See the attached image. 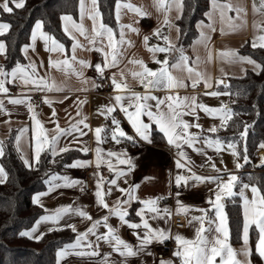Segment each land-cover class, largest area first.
Here are the masks:
<instances>
[{"label":"snow or ice","instance_id":"obj_1","mask_svg":"<svg viewBox=\"0 0 264 264\" xmlns=\"http://www.w3.org/2000/svg\"><path fill=\"white\" fill-rule=\"evenodd\" d=\"M212 10H219L220 20L223 23L228 21V27L231 30H236L240 25L233 23V18L228 16V11L235 10L237 16L241 11H245L240 7H235L231 3H219V0H211ZM26 6V0H0V10L3 13H13L15 9H22ZM153 6L157 12L163 14V21L156 28L152 29L149 34L142 36V44L152 54L151 59L158 65L157 68L152 69L147 66L143 59L130 60V63L139 65L140 71L133 72L134 78L139 80V83L144 88V92L133 91L129 85L125 82L124 73L122 70L113 71L109 75L106 70L117 68L124 57V51L127 46H132L133 42L126 38L125 30L131 31L140 35V29L133 27V24H121L120 16L121 9L127 8L129 11H133L139 18H144L149 15L141 7H137L132 3H122L121 0H116V22L119 24V35H117L112 27L103 22L102 14L97 6V0H91V11H88L85 0H79V10L81 16V22L77 23L71 15H62L61 20L64 21V33L72 40L71 57H66L63 61H53L49 56L48 66L55 65L57 68L63 66V70L71 72L82 79L83 82H87L91 78L84 76V69L91 67L97 76L101 80H108L109 87L113 92L110 94V103L106 106H102L98 111L105 118L111 119V126L101 125L94 130L90 128L87 123V115H82V105L86 103V100L81 101L78 97L73 101L76 105V116L79 119L74 120L68 127L62 128L59 126L58 121H53L55 127L51 130L46 129L44 124L37 118L38 114L34 110V106L30 103V97L28 96H13L8 97L9 103L13 105H26L28 113L32 119V141L34 144H30L32 147L33 155L28 158L21 155V160L25 167L30 170L36 169L42 161L43 153H50L53 158L60 154H67L71 149L72 142L78 145L83 144L79 137L86 136L87 132L83 129L87 128L94 133V139L97 143L94 151V161L84 159H74L70 164H65L67 168H86L95 165L96 171L94 197L95 205L98 208L105 209L106 214L94 219L92 215L86 210L87 206L62 205L52 210L50 214L49 210L44 208L41 203V197L47 196L49 193L61 187H75L81 186L83 191L82 181L76 179H69L68 176H61L53 173L47 175V179L44 183L48 185L47 192H38L32 197V202L44 208L46 214L39 216L30 229L20 231L21 237H28L34 240H41L44 236L43 232L36 234L42 223H50L52 226L48 228V231L60 230L64 227L70 228L75 233V238L70 243H65L63 247L58 248L55 253V264H61V262L70 255H75L81 258L87 257L89 259L99 257V264H117L112 260L113 253L119 255L122 261L119 264H128L129 258L138 257L147 253L149 246L155 241L163 243L167 239L173 238L171 235V229H162L159 227H153L149 220L164 219L166 222L171 219L172 212L165 206L163 209L159 207V201L163 199L162 196L141 198L137 194L141 185L139 183H129V177L136 168V162L133 157L128 155L126 148L120 150L108 149L105 150L99 145L107 142L109 137L116 145L121 143H131L133 145L147 143H153V134L158 130L163 135L167 144L170 147L176 149L175 166L177 169L187 168L189 175L177 174L175 176L174 183L177 188L186 187L189 181H194L195 184L209 183L216 185L215 199L209 197L208 203L215 210V218L209 215L207 209H198L201 213L200 216H193L188 221L189 224L192 221H197L199 226L195 230V236L192 239H188L180 233L174 235L176 250L173 252V256L178 258L180 264H253L252 257L255 255L259 261L264 262V191L256 183L251 182L252 177L249 175V183H242L240 178L230 173L225 166L224 168H218L215 162H212V158L208 157L209 167L216 172V175H198L192 171L191 167L182 161H189L187 153L184 151V145L193 148L197 153L207 155V149H213L216 154H221L223 151H228L233 157V161L236 169H240L244 164L249 162V154L247 150V137L249 126L244 124L243 131L238 133L239 139L235 136L231 139L221 138L218 135L213 138L208 133H218L220 129H227L229 121H232L233 109L225 104L223 101L216 107L208 106L207 104L198 100V94L190 96H179L174 92L176 89L185 88L188 85L185 80L191 81V87L193 89L203 81L205 89H213L212 78L206 76L205 73L197 69V65L201 62L200 57L197 55L194 60L189 63L190 57L186 54L183 45L177 47V43L174 42L169 35L163 34V28L167 26L169 31L175 28L177 33L176 41H179L181 34V28L176 25L173 20L170 19V13L175 8L177 11L176 19H182L184 3L183 0H153ZM252 10L254 13L264 14V0H259L257 5L256 0L252 2ZM92 20V33L89 37L87 30L85 29L82 21L85 16ZM212 19L213 12L210 10L204 14ZM133 23L138 24L139 19ZM11 25L6 22H0V35L8 32ZM199 31V35L193 40L190 47L193 51H196L198 46L203 45L208 51V60L211 61L212 54L208 48V44L211 41V35L206 33L203 29L208 28L211 31H215L212 23L207 25L203 21L197 22L196 25ZM254 27L258 28L264 33V26L255 24ZM43 21L37 20L31 32L32 43L25 44L21 49L25 54V59H29V48L35 52V42L37 37L44 41L46 52L49 54L53 52L63 53L65 46L54 36H50L43 30ZM224 29L221 28L223 34ZM75 33H79L81 36H85L89 40V43L95 48V50L102 54V59L91 64L89 61L79 60L75 57V50L80 47L79 41L76 39ZM156 37L162 40L164 43L150 45L149 41L152 37ZM50 42V43H49ZM252 47L264 49V34H260L253 38ZM157 53H163V60L157 57ZM175 53L176 55H173ZM6 54V45L3 40H0V55ZM5 58L6 55H5ZM217 58L227 62L228 64L236 63H248L252 65V71L259 74L264 71V64L257 63L250 56L240 55L235 49L220 50L217 53ZM79 65V67L76 66ZM40 67H44L43 61L40 62ZM173 70L185 72L187 75L185 78H179L173 74ZM243 71V69H242ZM222 76L228 74L221 68ZM246 74V72H245ZM119 75L120 79H117ZM20 81L24 86L32 85L29 91H62L63 89L49 84L47 79L39 77L37 75L36 62L29 59L27 65L17 61L10 69L3 65H0V94H7L9 88L6 84ZM223 85L224 91L220 90V86ZM93 87L99 89L100 84L93 81ZM216 90L206 91L204 95L212 97H220L222 95H230V85L225 82L223 78H217L215 80ZM164 89L167 91V95L164 98H160L152 94L153 90ZM87 91V89H84ZM63 99H68L65 96ZM149 101H155V104H150ZM56 102H63L62 100ZM43 103L48 104L50 107L53 104V100L47 96L43 98ZM117 108L123 117L126 118V122L130 125L131 133L125 130L122 126L121 119H117L114 112ZM202 111L206 116L212 118H218L219 124H212L209 128L204 129L203 125L198 123L200 116L199 112ZM0 112L7 113L4 107L3 100L0 99ZM55 109H53V116H55ZM185 116L193 117L195 121L192 122L185 119ZM147 118L145 121L144 118ZM69 120H72V116L69 114ZM83 126L81 128L80 126ZM155 125V128L153 127ZM199 129L198 132H192L190 129ZM23 131V130H21ZM73 133H77L78 136H73V140L69 141L62 147H58L61 137L65 139L71 136ZM17 151L19 149V142L21 136H16ZM197 145H202L197 147ZM260 148H264V141L260 143ZM78 151L88 153L91 149L87 146H82L77 149ZM5 155V149L3 142L0 141V157ZM114 158V161H113ZM241 160L244 162L241 163ZM55 163V159L51 161ZM224 163L223 159L220 161ZM102 164H106L110 172V177H104L100 174V167ZM260 165H264V157L260 160ZM122 166V167H121ZM203 167V165H202ZM227 175V179L224 176ZM8 173L4 166L0 164V184H3L7 180ZM153 177L144 176L143 182L149 183ZM60 181V183H57ZM122 182V183H121ZM237 183H241L239 195L243 198V218H242V239L243 245L239 250L230 244V228L227 214L224 212V205L222 200L224 197H232L236 195L233 188ZM127 185L126 187L122 186ZM250 189L252 193L251 199L245 195V190ZM114 190H118L123 198L117 197L113 204L107 202V197H110ZM172 195L171 192L168 193ZM180 192L175 194L176 200V212L177 214L183 212L187 213L189 210L188 205L183 204L179 199ZM137 201L141 207L135 209V216L139 217V222H133L129 215V209L132 207V203ZM75 215L81 218L82 221H88L89 226L84 231H79L75 224L64 223L61 225L60 221L67 215ZM110 217H116L121 225H126L132 230L133 235L136 237L137 243L135 245L126 241L118 231L117 227H114L109 221ZM205 220H207L208 226L205 227ZM213 225H215L213 229ZM101 226L106 230L103 232L98 231ZM257 231V240L255 242L254 251L249 242V232L252 227ZM94 236L95 240H91L89 237ZM101 242L107 243L111 249L108 252H101ZM238 254L244 256V260L238 259ZM158 264H173L170 259L161 258Z\"/></svg>","mask_w":264,"mask_h":264},{"label":"crops","instance_id":"obj_2","mask_svg":"<svg viewBox=\"0 0 264 264\" xmlns=\"http://www.w3.org/2000/svg\"><path fill=\"white\" fill-rule=\"evenodd\" d=\"M121 2L122 3L130 2L137 7H141L145 12L149 13V15L144 18H139L135 12L129 11L127 8L121 9L120 23L133 24V27H138L141 31H140V35H137L136 33L128 31L127 29L125 30L126 38L128 40H131L133 44L132 46L126 47L124 51V57L121 63L117 66V68L106 71L110 75L111 72L113 71L122 70L124 73L125 82L129 85V87L133 91L143 93L145 91L144 88L139 83V80L137 78H134L132 75L133 72L141 70L140 66L130 63V60L143 59L148 67L152 69L158 67V65L154 63L151 59L152 54L142 44V36L144 34H149L152 29L156 28L159 24L162 23L163 14L157 12L156 8L153 6V0H121ZM252 2L253 0H219V3H231L234 6V9L235 7H240L245 10V11H241L239 13V16H237V12L235 10L228 11L227 15L233 18V23L240 25L236 30H231L228 27L227 20H225L223 23L221 22L219 10L218 9L212 10L211 0L209 1V6L206 12H209L210 10L213 12L212 19L209 20V18L205 16L203 19H200L197 22L203 21L205 25L212 23L213 27L215 28V31H211L208 28L203 29L206 33L211 35V41L208 44V48L211 50L212 59L211 61L208 60L207 58L208 51L205 49L203 45L198 46L196 48V51L194 52L193 48L190 47L193 41L185 49V51L186 54L191 58L189 61L190 64H191V60H194L197 55L200 57L201 62L197 65V69L205 73L206 76L212 78L213 89H205L203 81H201L196 86V88L193 89L191 87V81L186 79L185 83L188 86L185 88L176 89L174 90V92L178 93L179 96L181 97L198 94V100L211 107L218 106L221 101H223L227 105L230 104L229 95L212 97V96L204 95V93L206 91L216 90L215 80L217 78H223L225 79V82H227L229 77H240L244 75L247 70H252V65L246 62L243 64L240 63L228 64L227 62L217 58L218 51L228 50V49H235L240 55L250 56L248 54L241 52L240 49L246 44L252 46L253 38L260 34H264L258 28L254 27V23L264 26V14L254 13L252 10ZM256 3L257 5H259V0H256ZM85 4L88 11H91L92 10L91 0H85ZM1 11L2 10H0V12ZM177 14H178L177 11L175 10V8H173V10L170 13V19L173 20L175 24L177 20L176 19ZM66 15H70V14H66ZM116 15L117 12L115 6V16ZM71 16L77 23L81 22L79 2H78V10L76 15H71ZM137 19H139V23L138 24L133 23ZM0 22H6V21L0 18ZM197 22L195 26L197 25ZM64 23L65 22L61 20V25L63 30H64ZM82 23L90 37L92 33V20L88 17L87 14H85ZM222 27L224 29L223 34L221 33ZM42 30L46 32L44 29ZM119 30H120L119 24L117 23V32H116L117 38L119 35ZM162 31L163 34L165 35L170 34L172 40L178 43V41H176L177 33L175 31V28H172L171 31H169V28L165 26ZM199 31L200 30L197 29L198 32L197 36L199 35ZM75 36L80 44V47H77V49L75 50V57L77 58V61L85 60V61H89L91 64L94 65L95 63L99 62L102 59V54L95 50V48L92 46V44L89 43V40L86 39L85 36H81L79 33H75ZM0 40L4 41L2 35H0ZM31 43L32 41L30 37L29 42L27 44L30 45ZM163 43L164 42L162 40H159L154 36L149 41L150 45H156V44L162 45ZM23 55H24V59L20 63L27 65L29 63V59L36 62L37 75L39 77L46 78L49 84H54L55 86L60 87L63 90L62 91H54V90L29 91V88L33 86L32 85L24 86L20 81H15L13 83L6 84V87L9 88V92L7 94H0V99L3 100L4 107L7 110V113L0 112V141L3 142L12 132H14L15 134L14 145L16 150H17V144L15 138L17 135L21 136V140L19 142L20 151H18L20 157L21 155H24L28 158H31L33 155L32 147H30V144H34V141H32L33 122L31 116L28 113L26 105H13L9 103L8 97H13V96L30 97V96L39 95L42 101L45 96L53 100V104L51 105V107L46 103H42L40 107H36L30 102L34 106L35 112L38 114L37 118L44 124V127L49 130L55 127V123H53V121H58L60 127L66 128L74 120L80 118L75 115L77 108L76 105L73 103V101L77 97L81 101L86 100V103L82 105V115H87L88 117L87 123L89 124L91 129L94 130L96 127L101 125H105L108 127L111 126L110 117L106 119L104 115L100 114L98 109L110 103V94H112L113 90L111 88L108 95L105 97L99 93V89L101 88V86L99 87V89L92 86L93 81H95V83L97 84L102 85L104 80H101L91 67H87L84 69V76L91 78L85 83L82 81L81 78H79L75 74L71 72L66 73L63 70V66H61L60 68H57L55 65H53L52 67L48 66L49 56L53 61H57V60L63 61V59H65L66 57H71L73 55L72 40L68 48H65V51L63 53L53 52L49 54L45 50L44 41L41 40L38 36L35 42V52H33L31 48H29V59H25L24 52ZM156 55L159 59L163 60L164 58L163 53H157ZM2 57L3 55H0V65H2L1 64ZM251 58L257 61V63H259V61L256 60L255 58L253 57ZM41 61H43L44 67L39 66ZM76 66L79 67L78 64H76ZM221 68H223L224 72L228 74L227 76H222ZM173 74L179 78H185L187 75L185 72H180L176 70H173ZM117 79H120L119 75L117 76ZM12 88L16 90V93H12ZM84 89H87V91H85ZM220 90L224 91V89L222 88H220ZM152 94L160 98H164L168 93L164 89H159V90H153ZM65 96H67L68 99H63ZM60 100H62L63 102L62 103L56 102ZM149 103L154 105L155 101H149ZM53 109H55V113H56L55 116H53ZM114 113H120L123 116V113H121L118 108ZM69 114L72 116V120H69ZM199 116L200 119L198 123L203 125L204 129L209 128L214 123L219 124L218 118L208 117L202 111L199 112ZM184 118L192 122H197L194 120L193 117L190 116H185ZM124 119L126 121V118ZM144 119L145 121H147L146 117ZM80 127L83 128L82 125ZM153 127L155 128V125H153ZM83 130L87 132L86 136L79 137V139L83 142V144L78 145L75 142H72L71 144V149L78 152L79 156L72 157V159H70L68 164H70L74 159H84V160L94 161L93 150L97 146V143L94 139V133L92 131H89L87 128H84ZM125 130L131 133L130 125L127 124V128ZM190 131L198 132L199 129L192 128L190 129ZM155 133L157 134V136L153 134L152 144L141 143V144L133 145L131 143H121L120 145H116L114 142L111 141L109 137L107 142H104L99 145L105 150L108 149L120 150L122 148L127 149L128 155L134 158L137 165L133 173L129 177V183L135 182L141 185L140 189H138L137 191V194L141 198L156 197V196L163 197L167 195L170 192L172 186L175 185L174 180L177 174L189 175L187 168H183V169L176 168L175 166V160L177 159L176 149L174 147H170L167 144L166 140L163 138V135L159 133L158 130ZM207 135H211L213 136V138L217 136L216 133L215 134L208 133ZM73 136H78V134L73 133L71 136H68L66 139L64 137H61L58 147H62L65 144H67L69 141H72ZM82 146H87L91 150L88 153L78 151L77 149ZM201 146L202 145H197V147H201ZM183 147H184V151L187 153L189 157L190 162L189 161H182V162L186 163L188 167H191L192 171L196 172L198 175H216V172L213 171L208 166L209 165L208 157L212 158V162H215L218 168H224L226 166L228 171L230 173L237 175L242 183H249L243 181L242 179V176L245 173H249V172L259 173L264 171L259 169V167L263 166L260 165V160L262 157H264V148H260V146H258L257 160L253 164L251 169H244V168L236 169L233 161V157L228 151H223L221 154H216L213 149L206 148L207 155H203L201 153H197L196 151L193 150V148L188 147L187 145H184ZM221 159H223L224 161L223 164L220 163ZM241 163L243 164L242 160ZM89 168H91L92 170V180H91L92 191L91 192L82 191L81 186L79 185L75 187H61L54 190L53 192L49 193L47 196H43L40 198L41 203L44 205V208L49 210L48 214H50L52 210L62 205H72L73 207L87 206L86 210L92 215L94 219L99 218L100 216L106 214L107 210L98 208L95 205L94 172L96 171V168L94 164L92 166H89ZM53 173L59 174L61 176L66 175L69 177L70 180L76 179L81 181L79 175V167L67 168L64 166L61 169L51 172L49 175ZM100 174L104 177H110V172L106 164L101 165ZM144 176H150L153 177V179L151 180V182L145 183L143 182ZM224 179L225 180L227 179V175L224 176ZM57 183H60V181H57ZM122 186L126 187L127 185L122 184ZM240 187H241V183H237L236 186L233 188V191L236 193V195L239 196V199L241 201L242 215H243V198L239 195ZM47 190H48V185L45 184L44 189L35 192L33 196L38 192H47ZM216 190L217 189L215 184H209V183L195 184L194 181H189L188 186L181 187L179 199L180 201L183 202V204L190 206L187 213L181 212V214L185 215V227L183 229H178L173 227L171 224V219L167 222L164 219H159L155 221L149 220V223L154 228L155 227H159L162 229L170 228L171 235L173 238L167 239L163 243L154 241L148 248V251L152 253L151 255L145 253L138 257L129 258L128 264H158L159 260L161 259L158 258L156 255L158 249L161 247V245L169 241L173 242L176 245L174 239V235L176 233H180L188 239L194 238L195 230L199 226V224L197 221L194 220L192 221L191 224H189L188 221L191 220L193 216H200L201 213L198 211V209L201 208L207 209L209 211V215L215 218V210L208 203V200L209 197H211L213 200L215 199ZM245 195L249 199H251L252 193L250 189L245 190ZM117 197L123 198L118 190H114L112 195L110 197H107L106 199L107 202L111 205L116 201ZM226 198L227 197H224L222 200L224 206H225ZM160 203L161 200L159 201L160 208L163 209L165 206H167L171 210L172 215L177 213L175 198L172 200L170 204L161 205ZM141 206L142 205H140L137 201H134L132 203V207L129 209V215L132 218L133 222H139V217L135 216V209ZM44 208H42L43 212L41 215L46 214ZM224 212H225V208H224ZM109 222L114 227L118 228L119 234L126 241H128L133 245L137 243L136 237L133 235L132 230L129 229L126 225H121L116 217H110ZM60 223L61 225H63L64 223L75 224L79 231H84L85 228L89 226L88 221H82L80 217L71 214L65 216L60 221ZM51 226L52 225L50 223H42L36 234H39L40 232L43 233L49 232L48 228ZM207 226H208L207 220H205V227ZM212 227L214 229L215 225H213ZM254 227L255 226H253L252 228ZM98 231L103 232L106 230L101 226V228ZM74 238H75V233H74ZM89 238L91 240H95L94 236H90ZM256 240L254 241L253 244L251 243V229H250L249 242L250 245L253 247V251ZM229 242L232 245V247L236 249L237 252L239 253V250L243 245V239L241 240V243L238 245H234L231 241ZM108 251H111L109 245L107 243L101 242V252L103 253ZM162 258L172 260L173 264H180L179 259L176 257H172V258L162 257ZM237 258L242 261L244 260V256L242 254H238ZM112 260L117 262V264H119V262L122 261V258L119 257L118 254L113 253ZM61 264H99V257H94L89 259L87 257L81 258L75 255H70L66 257L61 262Z\"/></svg>","mask_w":264,"mask_h":264},{"label":"trees","instance_id":"obj_3","mask_svg":"<svg viewBox=\"0 0 264 264\" xmlns=\"http://www.w3.org/2000/svg\"><path fill=\"white\" fill-rule=\"evenodd\" d=\"M210 0H183L182 19L176 20L181 28L177 47L186 49L195 39L198 32L196 22L205 17ZM79 0H26V6L15 9L13 13L0 12V18L11 25L7 33L2 35L6 43V57L3 55L1 64L10 69L17 61L24 59L21 49L29 42L33 26L37 20L43 21V29L64 44L70 45V38L65 35L61 25V16L76 15ZM97 6L107 23L117 32L115 16L116 0H97ZM241 52L250 55L264 64V49L246 44ZM173 55H176L173 53ZM229 106L235 113L229 121L227 129H220L216 135L231 139H239L238 133L243 131L244 124L249 126L247 150L249 162L242 168L250 169L257 160L258 146L264 141V71L259 74L247 70L240 77H229ZM223 88V85L220 86ZM156 132V131H155ZM154 132L155 136L157 134ZM14 132L3 141L5 155L0 157V164L6 169L8 176L5 183L0 184V264H55V253L65 243L73 240L74 233L62 228L44 233L37 241L21 237L20 231L29 229L42 214V208L32 202L33 194L44 189L47 175L68 164L72 157L79 156L75 150L60 154L53 158L49 153L42 154L38 167L30 170L25 167L14 145ZM55 159V163L51 161ZM244 163V162H243ZM264 170V165L259 167ZM256 183L264 191V171L249 172L242 176L243 181ZM225 213L230 228V241L238 245L242 240V210L238 195L225 199ZM257 238V231L251 229V243ZM253 264H264L253 255Z\"/></svg>","mask_w":264,"mask_h":264},{"label":"built area","instance_id":"obj_4","mask_svg":"<svg viewBox=\"0 0 264 264\" xmlns=\"http://www.w3.org/2000/svg\"><path fill=\"white\" fill-rule=\"evenodd\" d=\"M109 85V81L108 80H104L101 88L99 89V93L103 96H107L109 91L111 90V88L108 86ZM12 93H16V90L12 88ZM30 102L36 106V107H40L43 103L41 97L39 95L36 96H30ZM113 115L116 116L117 119H121L122 121V126L126 129L127 128V123L124 119V117L120 114V113H113ZM79 175H80V179L82 181V187H83V191L86 192H91L92 191V170L89 167L86 168H79ZM179 191L180 192V188L178 189L176 185H173L170 192L172 193L171 196H169L168 194L163 196V199H161V205L164 204H170L172 202V200L175 198V194L176 192ZM171 224L173 227L178 228V229H183L185 227V215L179 213H175L172 215L171 218ZM176 250V245L169 241L164 243L163 245H161V247L158 249L157 251V257L158 258H162V257H174L173 256V252Z\"/></svg>","mask_w":264,"mask_h":264},{"label":"rangeland","instance_id":"obj_5","mask_svg":"<svg viewBox=\"0 0 264 264\" xmlns=\"http://www.w3.org/2000/svg\"><path fill=\"white\" fill-rule=\"evenodd\" d=\"M251 168H252V167H251ZM251 168H250V169H251Z\"/></svg>","mask_w":264,"mask_h":264}]
</instances>
